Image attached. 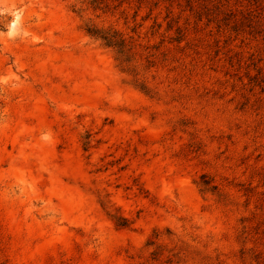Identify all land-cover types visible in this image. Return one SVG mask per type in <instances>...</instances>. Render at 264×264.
<instances>
[{"label":"rangeland","instance_id":"1","mask_svg":"<svg viewBox=\"0 0 264 264\" xmlns=\"http://www.w3.org/2000/svg\"><path fill=\"white\" fill-rule=\"evenodd\" d=\"M0 264H264V0H0Z\"/></svg>","mask_w":264,"mask_h":264},{"label":"trees","instance_id":"2","mask_svg":"<svg viewBox=\"0 0 264 264\" xmlns=\"http://www.w3.org/2000/svg\"><path fill=\"white\" fill-rule=\"evenodd\" d=\"M88 33L92 36H95L97 38H100L102 39L103 41H105V43L107 45H114V46H118L120 48L124 47V43L123 41H120V42H116V40H114V36L112 35H106V34H100L99 32H96V31H89L88 30Z\"/></svg>","mask_w":264,"mask_h":264}]
</instances>
